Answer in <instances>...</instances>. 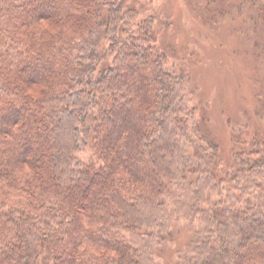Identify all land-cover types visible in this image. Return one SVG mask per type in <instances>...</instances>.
Masks as SVG:
<instances>
[{
  "label": "trees",
  "instance_id": "1",
  "mask_svg": "<svg viewBox=\"0 0 264 264\" xmlns=\"http://www.w3.org/2000/svg\"><path fill=\"white\" fill-rule=\"evenodd\" d=\"M185 1L214 30L242 17L264 60V0ZM155 19L0 0V264H145L175 218V264H264V82L227 149Z\"/></svg>",
  "mask_w": 264,
  "mask_h": 264
},
{
  "label": "rangeland",
  "instance_id": "2",
  "mask_svg": "<svg viewBox=\"0 0 264 264\" xmlns=\"http://www.w3.org/2000/svg\"><path fill=\"white\" fill-rule=\"evenodd\" d=\"M127 3L137 8L140 18H156L155 26L160 25L165 38L173 42L174 57L170 62L191 72L188 83L191 105L199 108L197 115L200 109L207 110L214 131L228 149L227 118L239 119L248 110L253 113L255 92L264 82V60H260L258 49L251 44L255 31L246 37L242 17L229 18L220 29H211L194 17L185 0H127ZM87 155L80 153L83 158ZM174 222L182 231L145 264H175L188 231L184 219L175 218Z\"/></svg>",
  "mask_w": 264,
  "mask_h": 264
}]
</instances>
